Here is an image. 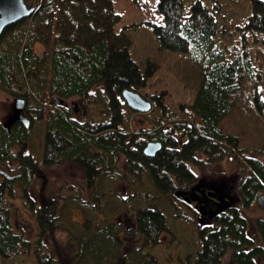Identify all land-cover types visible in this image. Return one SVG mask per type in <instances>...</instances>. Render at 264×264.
<instances>
[{"label": "trees", "instance_id": "16d2710c", "mask_svg": "<svg viewBox=\"0 0 264 264\" xmlns=\"http://www.w3.org/2000/svg\"><path fill=\"white\" fill-rule=\"evenodd\" d=\"M247 2L251 8L247 19L229 28L220 25V5L216 2L208 6L195 0L188 12L183 0L157 2L154 10L163 21L147 23L160 49H192L196 57L190 56L200 66L195 96L179 104L175 112L166 102L164 90H149L159 65L150 58L136 61L130 39L123 31H116L120 15L114 11L113 0H35L31 17L3 31L0 91L10 98L25 99L24 113L30 125L16 122L7 131L0 121L2 259L32 253L36 264H264V216L250 226L242 213L264 194V160L259 157L264 156V141L250 153L242 145L246 140L242 133L223 127L226 118L244 109L264 114L258 85L264 75L248 54L245 38L247 34H264V0ZM236 31L241 35L239 43L233 40ZM37 43L45 46L41 53L35 49ZM125 89L138 92L159 110L146 120L147 125L130 123L127 114L133 110L123 99ZM71 99L75 101L70 106ZM41 123L45 135L39 158L30 140L32 128ZM150 141L162 145L153 156L144 154ZM222 160H232L246 171L238 185L241 204L226 194L224 206L198 226L196 249L184 258L177 250L170 252L162 240L172 233L167 212L142 187L148 182L168 198L182 218L180 204L189 210L191 207L180 194L193 198L200 178L191 165L204 167ZM66 162L83 172L85 187L92 192L93 212H104L106 193L98 192L102 179L121 177L122 170L136 176L133 181L141 187L132 190L131 197L143 201L120 211L130 224L114 218L93 225L91 219L84 218L81 231L70 239L76 248L73 257L63 263L57 261L45 240L59 228L57 205L49 200L37 207L39 231L32 237L23 221L16 222L20 212L14 201L21 197L32 211L36 208L33 186L41 165ZM124 178L117 177L120 182ZM20 184L23 192L18 196L16 187Z\"/></svg>", "mask_w": 264, "mask_h": 264}, {"label": "rangeland", "instance_id": "374dc122", "mask_svg": "<svg viewBox=\"0 0 264 264\" xmlns=\"http://www.w3.org/2000/svg\"><path fill=\"white\" fill-rule=\"evenodd\" d=\"M114 11L120 15V21L115 26L116 31L124 32L131 41L130 51L132 57L143 62L150 58L156 61L159 65L157 73L151 78L149 87L150 92L156 90L166 92V102L172 111H176L179 104L190 102L195 96V91L199 79L200 66L195 64V55H192L193 50L188 52L170 51L160 49L159 40L153 32L152 26L148 21L162 23L163 17L154 10L159 0H113ZM195 0H183L185 12L190 9V4ZM208 6L216 4L220 5L219 20L222 27H233L241 25L247 19L251 12L248 0H202ZM27 5H36L35 0H25ZM34 13V12H33ZM31 14V16L33 15ZM29 16V17H31ZM226 30V29H225ZM224 42H227L226 37L220 34ZM246 46L248 54L258 71L264 75V34L256 33L254 35L247 34ZM241 35L238 31L233 34V40L239 43ZM45 46L42 43H37L35 49L41 53ZM192 55V56H190ZM261 97L264 100V79L260 82ZM15 99L10 98L5 93L0 91V121L5 123L12 113V107ZM74 99L68 101L71 106L74 104ZM239 111L231 114L230 117L223 121V127L226 131L235 134H243L245 141L242 145L245 150L258 149L264 141V114H259L253 108L250 110ZM159 110L152 103V109L149 112L132 111L127 114L130 123L138 126V123L147 125V119ZM80 116V115H79ZM44 123L35 124L31 132V147L41 158L44 147ZM248 152V151H246ZM259 157L264 160L263 155ZM17 168V165H11ZM192 169L199 174V179L217 184L226 194H230L232 199L240 205L238 196V185L240 178L246 174V171L234 161L222 160L212 165L204 167L191 165ZM124 175H121L123 181L116 177H105L100 183L98 192L104 191V212L99 214L93 212L92 192L88 191L84 184L83 172L73 163L66 162L59 166L44 167L41 165L39 177L34 182L33 196L35 197V205L32 211L25 207L21 197L14 201L20 212L16 216V222H24V226L30 231L34 237L38 229L36 220L37 207L47 205L49 200H52L56 206L57 220L59 228L47 234L45 240L46 245L54 252L57 261L69 262L73 257V252L76 248L71 243V238L81 231L80 223L84 218L91 219V223H102V220L111 221L114 218L127 220V216L120 211L130 205L138 206V201H134L131 197L132 190L141 187L136 185L133 177L126 170H122ZM1 180V177H0ZM130 181V183H126ZM144 185V184H143ZM22 184L17 185L16 192L18 196L22 194ZM144 188V189H143ZM143 191H147L150 196L155 197L160 206L167 212L169 217L172 233L163 236V242L168 246L170 252L178 253L184 258L185 253L193 251L197 247V228L205 223L199 219V215L189 210L186 205L180 204L182 218L176 215L173 206L169 204L168 198L153 188L148 182L142 187ZM126 197V199H125ZM124 198V199H123ZM132 198V199H131ZM214 209H217L211 203ZM58 208V211H57ZM115 211L112 213L110 210ZM119 211V212H118ZM242 213L248 218L251 223L260 216H264V209L258 204H254L248 209H243ZM131 216H128V219ZM201 217V216H200ZM251 228V227H250ZM0 264H36L33 254L26 256L14 257L6 261L0 257ZM55 264H60L56 262Z\"/></svg>", "mask_w": 264, "mask_h": 264}, {"label": "water", "instance_id": "95a60500", "mask_svg": "<svg viewBox=\"0 0 264 264\" xmlns=\"http://www.w3.org/2000/svg\"><path fill=\"white\" fill-rule=\"evenodd\" d=\"M34 11L35 7H29L25 0H0V36L8 26L31 16ZM122 96L127 105L134 111L145 113L152 109L151 102L132 89H125L122 92ZM55 101L57 103L61 102L57 97H55ZM24 108L25 99L16 98L12 107V113L4 123V127L7 131H10L11 126L16 122L23 123L25 127L30 125V119L25 115ZM161 146V143L158 141H150L144 148V154L153 156L158 150H160ZM216 193L219 192L215 191L211 196L220 200V196ZM180 196L188 203H191L192 200L186 193H181ZM257 203L264 209V194L258 196ZM199 214L207 218L209 216L208 209L205 206H202L199 209Z\"/></svg>", "mask_w": 264, "mask_h": 264}, {"label": "flooded vegetation", "instance_id": "af4514ba", "mask_svg": "<svg viewBox=\"0 0 264 264\" xmlns=\"http://www.w3.org/2000/svg\"><path fill=\"white\" fill-rule=\"evenodd\" d=\"M195 190L192 194L193 198H191V196L189 195V197L191 198V203H188L189 207H191V210L199 215V209L202 206H205L208 209V213L209 216L207 218H202L199 215V219L203 220L204 222L206 221H210L212 219V214L215 210H218V208L220 206H224L223 204H225V202H227V197L224 196V194H222L220 192V189L218 187L215 186L214 183L209 182V181H204L203 179H199L196 183H195ZM214 191L219 192L216 193L218 196H220V200H217L216 198L212 197L211 192L214 193ZM209 193V194H208ZM210 195V196H209ZM211 203H213L215 205V207H217V209H214L211 205Z\"/></svg>", "mask_w": 264, "mask_h": 264}, {"label": "snow or ice", "instance_id": "6c2138e0", "mask_svg": "<svg viewBox=\"0 0 264 264\" xmlns=\"http://www.w3.org/2000/svg\"><path fill=\"white\" fill-rule=\"evenodd\" d=\"M125 199H126V197H125Z\"/></svg>", "mask_w": 264, "mask_h": 264}]
</instances>
